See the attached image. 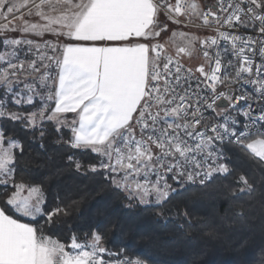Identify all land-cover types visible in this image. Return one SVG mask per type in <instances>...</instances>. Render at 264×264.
Wrapping results in <instances>:
<instances>
[{
	"label": "snow or ice",
	"instance_id": "obj_1",
	"mask_svg": "<svg viewBox=\"0 0 264 264\" xmlns=\"http://www.w3.org/2000/svg\"><path fill=\"white\" fill-rule=\"evenodd\" d=\"M17 125L129 206L213 177L253 193L232 156L264 168V0H0V264H146L103 225L49 235L78 201L18 173Z\"/></svg>",
	"mask_w": 264,
	"mask_h": 264
},
{
	"label": "trees",
	"instance_id": "obj_2",
	"mask_svg": "<svg viewBox=\"0 0 264 264\" xmlns=\"http://www.w3.org/2000/svg\"><path fill=\"white\" fill-rule=\"evenodd\" d=\"M12 131L25 145L22 158L17 154L18 173L27 169L44 178L50 190L65 194L66 202L78 201L67 223L49 232L61 242H68L69 229L81 234L96 224L103 225L106 247H126L147 264H264V168L253 161L232 156V163L252 177L253 193L234 195L226 186L230 182L213 177L177 189L168 209L158 214L151 206H129L99 175L69 167L70 150L56 142L51 128L43 141L18 125ZM177 209L188 213L190 224L174 214Z\"/></svg>",
	"mask_w": 264,
	"mask_h": 264
},
{
	"label": "rangeland",
	"instance_id": "obj_3",
	"mask_svg": "<svg viewBox=\"0 0 264 264\" xmlns=\"http://www.w3.org/2000/svg\"><path fill=\"white\" fill-rule=\"evenodd\" d=\"M211 1V0H210ZM172 27H176V26H172ZM192 31H196V29H192ZM8 35H16L15 33H9ZM199 60L198 59H192V60H190V61H188V63L191 65V66H193V67H195V66H197L198 64H199Z\"/></svg>",
	"mask_w": 264,
	"mask_h": 264
},
{
	"label": "built area",
	"instance_id": "obj_4",
	"mask_svg": "<svg viewBox=\"0 0 264 264\" xmlns=\"http://www.w3.org/2000/svg\"><path fill=\"white\" fill-rule=\"evenodd\" d=\"M241 31H244L243 29H241ZM212 179H210V180H208V181H206V183H208L209 181H211ZM196 185V184H195ZM147 264V263H146Z\"/></svg>",
	"mask_w": 264,
	"mask_h": 264
},
{
	"label": "crops",
	"instance_id": "obj_5",
	"mask_svg": "<svg viewBox=\"0 0 264 264\" xmlns=\"http://www.w3.org/2000/svg\"><path fill=\"white\" fill-rule=\"evenodd\" d=\"M205 2L211 3V1H210V0H205Z\"/></svg>",
	"mask_w": 264,
	"mask_h": 264
}]
</instances>
